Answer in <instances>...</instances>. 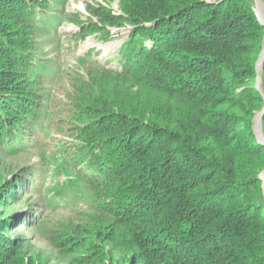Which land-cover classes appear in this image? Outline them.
<instances>
[{"label": "trees", "instance_id": "obj_1", "mask_svg": "<svg viewBox=\"0 0 264 264\" xmlns=\"http://www.w3.org/2000/svg\"><path fill=\"white\" fill-rule=\"evenodd\" d=\"M119 1L133 29L116 51L117 66L90 65L106 76L86 81V92L79 89L67 106L103 230L118 249H136L134 264H264V145L252 127L264 106L253 86L264 27L253 0ZM48 3L0 0V52L20 74L17 98L7 92L9 78L0 79V147L34 129L33 39ZM81 28L75 39L111 34L95 23ZM261 78L264 84V63ZM31 181H16L19 194L31 193ZM1 233L6 264H35ZM85 233L89 243L80 238L67 248L70 233L52 232L49 240L62 252L96 249L98 231Z\"/></svg>", "mask_w": 264, "mask_h": 264}, {"label": "rangeland", "instance_id": "obj_2", "mask_svg": "<svg viewBox=\"0 0 264 264\" xmlns=\"http://www.w3.org/2000/svg\"><path fill=\"white\" fill-rule=\"evenodd\" d=\"M48 2L46 11L37 17L39 27L33 39L38 47V61L33 76L39 94L34 129L28 138L0 147V234L4 231L5 240L14 242L13 249L9 248L10 244L7 249L21 252L25 263L33 260L35 264H78L80 258L77 257L93 250L92 254L89 253L91 260L88 263L81 259L86 264H134L136 249L120 245L118 249L101 226L95 196L85 182L84 172L87 170L82 161L85 159L77 150L81 142L80 132L73 126L67 110L69 100L79 89L86 92V81L106 76L90 65L117 66L116 51L133 26L125 20L127 14L121 9L119 0ZM252 9L264 27V0H253ZM109 15L119 17V25L107 21ZM92 23L106 27L111 33L110 37L102 40L96 33L74 38V34L82 30L81 24L89 26ZM16 24L17 32L24 30L20 23ZM18 35L20 37L22 34ZM3 52H0V79L9 78L7 92L17 98L19 93L13 92L15 90L12 87L20 84L17 83L20 74L7 53ZM263 53L264 33L261 50L254 61L253 80V86L264 99L261 78L263 64L258 69ZM243 88H238V91ZM263 110L264 106L252 118L253 133L262 145V119L260 137L256 134L255 123ZM74 160H81L78 169L75 168ZM29 177L32 179L31 193L19 194L16 181ZM261 185L264 196L263 180ZM28 215H32L33 222L25 225L22 217ZM90 230L98 231L99 238L96 243L93 241L97 244L96 249L75 247L74 251L62 252L49 240L52 232L59 235L70 233L71 240L63 245L65 248L69 244H79L80 238L89 243L91 235L85 232ZM8 257L0 252V264H6Z\"/></svg>", "mask_w": 264, "mask_h": 264}, {"label": "water", "instance_id": "obj_3", "mask_svg": "<svg viewBox=\"0 0 264 264\" xmlns=\"http://www.w3.org/2000/svg\"><path fill=\"white\" fill-rule=\"evenodd\" d=\"M261 23H263V22L261 21ZM263 59H264V57H262L261 60L259 61V63H258V69L262 66ZM263 113H264V110L261 111L258 114V116H257L258 118L256 119V123H255V131H256L257 136H259V137L261 136L260 129H261V119H262ZM261 178L263 180V187H264V171L261 173Z\"/></svg>", "mask_w": 264, "mask_h": 264}, {"label": "bare ground", "instance_id": "obj_4", "mask_svg": "<svg viewBox=\"0 0 264 264\" xmlns=\"http://www.w3.org/2000/svg\"><path fill=\"white\" fill-rule=\"evenodd\" d=\"M262 57H264V53H263ZM257 118H258V117H257Z\"/></svg>", "mask_w": 264, "mask_h": 264}]
</instances>
